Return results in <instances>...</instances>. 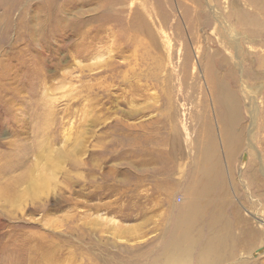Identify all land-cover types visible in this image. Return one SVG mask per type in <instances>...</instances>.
<instances>
[{
  "label": "rangeland",
  "instance_id": "rangeland-1",
  "mask_svg": "<svg viewBox=\"0 0 264 264\" xmlns=\"http://www.w3.org/2000/svg\"><path fill=\"white\" fill-rule=\"evenodd\" d=\"M13 1L0 0V264H160L195 201L227 223L223 264H264V0ZM217 77L241 108L234 152ZM211 152L224 195L201 196Z\"/></svg>",
  "mask_w": 264,
  "mask_h": 264
},
{
  "label": "bare ground",
  "instance_id": "bare-ground-1",
  "mask_svg": "<svg viewBox=\"0 0 264 264\" xmlns=\"http://www.w3.org/2000/svg\"><path fill=\"white\" fill-rule=\"evenodd\" d=\"M25 1L26 0H16V1H13V3H17V5H18V3L23 4ZM121 1H126V0H121ZM25 4H27V3H25ZM4 5L7 6L6 3ZM45 7H49V6H48V4L43 3L44 10H46ZM12 9L13 8L10 6L5 7V16L11 15ZM51 11H50V13H47V16H46L47 18L45 21H48L47 26L49 24H51L52 22H54L53 21L54 15H57V13H55V12L53 14H51ZM103 18L105 19V17H103ZM53 25H52L53 29L51 32H54L55 30H57V27L55 29V26H53ZM47 31H50V30L47 29ZM209 84L212 86V89L215 92V95L218 97V100H220L223 103L222 108L224 109V112L228 114L227 115V118H228V125L227 126H228V128H225L226 126L224 127L225 131L223 132V134H224L229 152L230 151L234 152L238 149V147L240 146V142H241L240 141L241 136H238L237 131H234V130L238 129L237 126L239 125L237 123L238 122L237 119H239L238 116H240L239 113L241 111V108L239 105V100H237L233 89H231V87L228 88L224 83H222L219 80L218 77L214 78V79H208V85ZM234 128H236V129H234ZM234 132H236L235 135H234ZM207 139H209V137ZM208 144H210V139L207 141L206 145H208ZM214 155H215L214 152H211L208 156L206 155L209 158H207V160H204L203 168L200 167V176H202L204 178L203 180H205L203 185H201L202 188L199 190L200 191L199 195H201V196H211L212 194H216V192H218L217 194L224 195V192L222 189L218 190V188L221 185L217 188L218 182L216 181L217 180L216 177L218 176L217 173H219V172L214 167V160H212V156H214ZM220 181L223 182V180H220ZM224 183L225 182H223V184ZM202 193H205V195H202ZM195 194L197 196V192H195ZM213 204H215V203H213ZM209 205H205L202 208L203 205L200 202L195 201L192 204H190L184 208L183 211H189L190 210L192 212V214L190 216H188L186 214V216L183 218L182 221H180L178 223V225H180V227H182V224H183L184 227H187V228L182 230V234L180 235V237L177 238V240L172 241V245H174V246L172 248H170L169 251H168V248L166 249V251L163 253L164 257H163L162 261L160 262V264H190L189 263V261H190L189 256L191 254V247L193 248V246H195L197 241H199V240H205V241L202 244V246L200 247V253H198L196 264H223L225 262V260L227 259V257H231L234 255L233 252H231L232 248L230 249L228 247L230 250L226 251V250H228L227 249L228 244H225L227 237H224L223 233L227 232V223L223 222L224 220H221V219L217 220L216 216L214 217L211 215L210 218L207 217V216H209L206 213L208 211L207 207ZM222 206H223V204H217L216 205L217 211L222 209ZM198 210H203L201 212V215L203 216V219L206 220V224H207V229H205V230L200 228V227H199L200 228L199 229L197 227L198 223H197L196 219H198V218L195 215H198V213H197ZM221 218H223V217H221ZM217 225L219 226V230L216 229ZM183 231H184V233H183ZM218 231L221 234H218ZM206 233H207V235H205ZM209 234H210V236H208ZM217 248L223 249L225 251H222V250L217 249Z\"/></svg>",
  "mask_w": 264,
  "mask_h": 264
}]
</instances>
